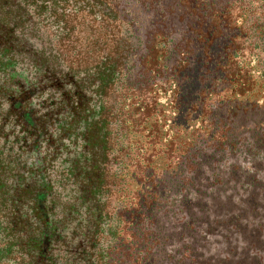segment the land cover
Returning a JSON list of instances; mask_svg holds the SVG:
<instances>
[{
  "label": "trees",
  "instance_id": "16d2710c",
  "mask_svg": "<svg viewBox=\"0 0 264 264\" xmlns=\"http://www.w3.org/2000/svg\"><path fill=\"white\" fill-rule=\"evenodd\" d=\"M258 110L264 0H0V264H158L150 226L170 179L235 151V123ZM55 115L84 144L49 137ZM43 139L98 199L50 201L51 165L22 186L16 167L40 162Z\"/></svg>",
  "mask_w": 264,
  "mask_h": 264
},
{
  "label": "rangeland",
  "instance_id": "374dc122",
  "mask_svg": "<svg viewBox=\"0 0 264 264\" xmlns=\"http://www.w3.org/2000/svg\"><path fill=\"white\" fill-rule=\"evenodd\" d=\"M137 81L140 85V79ZM46 99L47 108L43 111L49 113L54 110V103L51 98ZM46 99L36 98L34 106ZM44 112L40 111V115ZM52 118L49 137L58 142L60 131L64 129L66 133L61 143L65 148L72 151L77 143L84 144L83 135L73 130L69 122L64 124L65 128L61 124L57 129L60 117ZM33 137L39 139L36 133ZM231 139L236 142L237 149L216 153L215 161L203 166L204 172L197 178L188 171L182 175L176 171L175 178L170 179L172 192L159 205L158 224L150 226V232L157 234L155 242L149 244L154 246V254H160L158 264H264V110L242 115L235 123ZM57 147L55 144L47 148L43 139L37 155L40 162L30 160L28 169L16 167L22 186H30L29 183L36 180L38 186L41 185L45 168L51 165L47 173L50 183L43 185L46 194L52 189L50 201L75 199L74 193L79 187L87 191L88 198L98 199L99 188L91 187L79 177V163H73L69 156L62 159L54 155ZM49 148L50 156L45 158ZM25 156L26 153L21 155L24 164L27 163ZM11 183L9 179L10 188ZM117 197H108L110 206L116 203ZM188 200L193 204H187ZM59 202L51 207L54 211L62 209ZM64 215L62 210L58 212L61 218L58 225L60 231L69 234L62 220ZM145 223L150 225V222Z\"/></svg>",
  "mask_w": 264,
  "mask_h": 264
}]
</instances>
